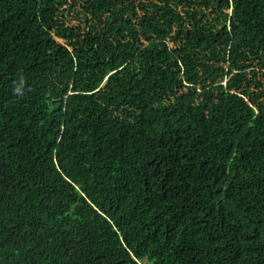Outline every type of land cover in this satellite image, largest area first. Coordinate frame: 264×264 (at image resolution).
I'll use <instances>...</instances> for the list:
<instances>
[{"label":"trees","instance_id":"1","mask_svg":"<svg viewBox=\"0 0 264 264\" xmlns=\"http://www.w3.org/2000/svg\"><path fill=\"white\" fill-rule=\"evenodd\" d=\"M0 264H264V0H0Z\"/></svg>","mask_w":264,"mask_h":264}]
</instances>
